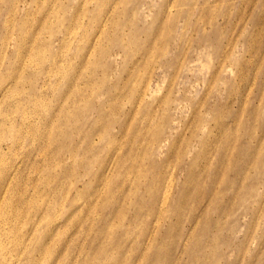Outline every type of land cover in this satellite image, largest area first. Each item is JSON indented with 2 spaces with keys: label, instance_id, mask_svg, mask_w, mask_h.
Segmentation results:
<instances>
[{
  "label": "rangeland",
  "instance_id": "374dc122",
  "mask_svg": "<svg viewBox=\"0 0 264 264\" xmlns=\"http://www.w3.org/2000/svg\"><path fill=\"white\" fill-rule=\"evenodd\" d=\"M0 264H264V0H0Z\"/></svg>",
  "mask_w": 264,
  "mask_h": 264
}]
</instances>
